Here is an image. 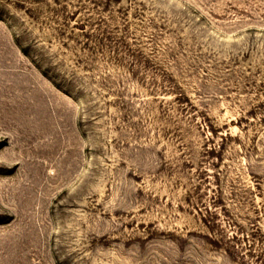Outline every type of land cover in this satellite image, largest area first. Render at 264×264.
<instances>
[{"label": "rangeland", "instance_id": "374dc122", "mask_svg": "<svg viewBox=\"0 0 264 264\" xmlns=\"http://www.w3.org/2000/svg\"><path fill=\"white\" fill-rule=\"evenodd\" d=\"M0 264H264V0H0Z\"/></svg>", "mask_w": 264, "mask_h": 264}]
</instances>
